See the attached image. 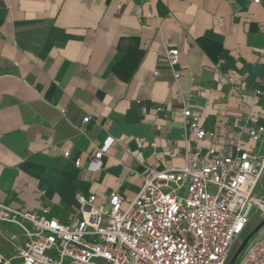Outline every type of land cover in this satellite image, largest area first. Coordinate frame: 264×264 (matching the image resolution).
Masks as SVG:
<instances>
[{
    "label": "crops",
    "instance_id": "obj_1",
    "mask_svg": "<svg viewBox=\"0 0 264 264\" xmlns=\"http://www.w3.org/2000/svg\"><path fill=\"white\" fill-rule=\"evenodd\" d=\"M263 28L264 0H0V203L64 224L82 217L78 193L97 206L116 191L126 206L151 170L211 144L183 107L220 148L233 152L236 129L263 158L264 137L245 130L261 123L262 100L246 98L264 76ZM101 147L103 166L84 174Z\"/></svg>",
    "mask_w": 264,
    "mask_h": 264
},
{
    "label": "built area",
    "instance_id": "obj_2",
    "mask_svg": "<svg viewBox=\"0 0 264 264\" xmlns=\"http://www.w3.org/2000/svg\"><path fill=\"white\" fill-rule=\"evenodd\" d=\"M167 55L169 64L176 65L179 50L169 49ZM256 98L262 100L254 115L261 123L245 130L259 142L264 137V76L246 104L252 107ZM155 110L159 113L163 106ZM179 110L191 136L197 142L209 140L208 147L187 149L181 167L151 170L126 206L116 191L97 206L95 194L78 193L82 217L71 224L49 217L48 208L28 213L0 203V222L17 225L27 238L13 243L11 253L0 249V264H228L233 245L252 218L264 216V199L257 195L264 157L253 146L244 147L236 129L230 132L233 152L228 153L217 145V131L201 127L191 109ZM89 120L84 117L83 122ZM105 150L95 152L84 174L101 169ZM64 155L69 157L70 151ZM74 163L81 166L79 158ZM235 264H264V236L252 238Z\"/></svg>",
    "mask_w": 264,
    "mask_h": 264
},
{
    "label": "rangeland",
    "instance_id": "obj_3",
    "mask_svg": "<svg viewBox=\"0 0 264 264\" xmlns=\"http://www.w3.org/2000/svg\"><path fill=\"white\" fill-rule=\"evenodd\" d=\"M213 192L216 191L215 187L211 188ZM263 219L259 213H257L250 223V226L248 229L244 232V234L235 242L231 249V256L235 253V251L239 248L242 241L246 237V235L251 232ZM14 236L20 237L22 239V242H25L27 240L26 236L23 234V232L20 230V228L17 225H7L5 223L0 222V249L3 252H12L11 243L9 241L14 239ZM264 236V227L253 237V239H259ZM239 259V258H238Z\"/></svg>",
    "mask_w": 264,
    "mask_h": 264
},
{
    "label": "water",
    "instance_id": "obj_4",
    "mask_svg": "<svg viewBox=\"0 0 264 264\" xmlns=\"http://www.w3.org/2000/svg\"><path fill=\"white\" fill-rule=\"evenodd\" d=\"M264 227V216L261 222L251 231L249 232L244 240L242 241L239 248L235 251V253L231 256L228 264H235L246 246L249 244V242L252 240V238Z\"/></svg>",
    "mask_w": 264,
    "mask_h": 264
}]
</instances>
